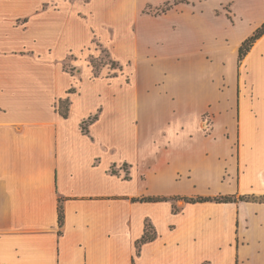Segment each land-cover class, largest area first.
<instances>
[{
    "label": "rangeland",
    "instance_id": "1",
    "mask_svg": "<svg viewBox=\"0 0 264 264\" xmlns=\"http://www.w3.org/2000/svg\"><path fill=\"white\" fill-rule=\"evenodd\" d=\"M165 1L172 0L156 7L149 0H110L93 12L85 8L90 0H0V57L18 56L5 64L0 58V70L17 68L22 73L23 89L31 94L24 99L33 104L39 120L55 119L57 99L69 97L71 110L64 127L70 133H78L83 118L86 127L91 115L103 110L97 130L114 139V161L118 162L114 170L132 177L129 186L115 185L119 191L142 193L145 188L137 185L140 175L152 177L168 169L175 178L186 174L192 169L187 158L197 164L200 175L197 187L185 190L215 192L217 179L207 171L217 166L219 157L232 171L231 178H225L229 181L225 186L232 189L237 185L233 170L240 145V168L245 170L241 188L246 190L241 194L264 196V183L257 175L264 169V42L242 70L237 71L233 50L258 22L259 13H264V0H236L230 24L224 13L214 16L213 12H224L230 8L227 2L234 0H179L182 3L158 16L155 9ZM200 10L204 19L198 25L210 46L200 39L188 46L189 25L170 20L183 16L184 22H190L191 14ZM154 25L158 27H148ZM197 33L191 34L194 41ZM194 65L198 68L190 69ZM143 88L163 102L140 110ZM207 90L216 91L220 110L216 135L210 140L203 130L210 134L214 111L206 108L200 114V102L195 99ZM236 120H241V142H237ZM229 240L182 239L178 264H201L217 255L224 264H232ZM136 241L135 256H139Z\"/></svg>",
    "mask_w": 264,
    "mask_h": 264
},
{
    "label": "crops",
    "instance_id": "2",
    "mask_svg": "<svg viewBox=\"0 0 264 264\" xmlns=\"http://www.w3.org/2000/svg\"><path fill=\"white\" fill-rule=\"evenodd\" d=\"M109 1L90 0L85 8L96 12ZM162 1L149 0V3L156 7ZM184 2L188 3L187 0ZM96 3L99 7H95ZM235 3L236 0L227 2L230 8L218 14L213 12L214 16L224 13L227 22L233 23L231 13L235 11ZM131 8L129 10L133 11ZM203 10L192 13L190 22H184L186 17L183 16L170 20H180L189 25L191 42L188 46L196 44L199 39L201 44L204 40L210 46V42L203 38L204 30L198 25L204 19ZM259 15L258 22L233 47L235 55L240 43L264 21V13ZM148 27L156 28L158 25ZM192 32H198L195 41L191 37ZM263 42L264 34L237 65V71L244 68ZM0 58L5 64V61L18 56L5 54ZM200 63L204 64L203 61ZM194 67L198 68L194 65L190 69ZM237 88L239 93L240 87L236 84V91ZM144 89L138 100L140 110L155 108L163 102V98L151 96ZM215 93V90H207L195 97L200 102V114L206 108L214 111L210 134L203 130V136L208 140L215 138L220 112L215 103L219 97L215 99ZM29 95L30 92L23 89L22 73L17 68L14 71L0 70V264H132V258L134 264H178V260H182L179 246L182 239L225 237L230 238L228 245L232 247V264H264V202L250 201L253 199L201 203L183 200L140 202L130 199L221 196L234 192L237 196L243 195L241 193L246 190L241 188V184L245 170L240 168V145L238 164L233 170L237 175V185L232 189L225 186L229 182H225V178H231L232 171L219 157L217 166L207 171L210 178L217 179V191H186L185 188L190 186L193 189L197 187L200 175L197 164L188 162L186 158L192 167L186 174L175 178L168 169L152 177L146 175L142 178L140 175L137 185L145 190L138 194L126 193L115 189V185L121 182L129 186L132 177L116 173L114 164L118 162L114 161V139L97 130L103 110L98 116L91 115L86 127L82 125L83 118L78 133L73 134L64 127L70 107L66 118L58 112V101L62 98L57 99V105L51 104L55 105V119L39 120L33 112V104L24 99ZM66 98L70 106V99ZM239 109L240 97L236 115ZM236 123L237 142H241V120H236ZM237 167L240 168L238 171ZM257 175L264 183V169ZM152 181L156 183L154 186ZM60 198L63 201L64 225L62 234L58 235L57 205ZM145 223L152 226L156 236L142 244L139 256H135L134 243L143 235ZM217 256L212 261H204L224 264L221 255Z\"/></svg>",
    "mask_w": 264,
    "mask_h": 264
},
{
    "label": "trees",
    "instance_id": "3",
    "mask_svg": "<svg viewBox=\"0 0 264 264\" xmlns=\"http://www.w3.org/2000/svg\"><path fill=\"white\" fill-rule=\"evenodd\" d=\"M178 1L175 0L172 3L166 2L162 7H158L155 9V13L162 14L170 10L173 5L177 4ZM264 34V21L262 24L257 27L249 36H247L238 46L237 48V65L239 66L240 62L244 59V57L248 54L256 40H258ZM92 66L94 69L98 67L93 64V60L91 61ZM238 93V88H237ZM64 104V109H61V105ZM69 101L67 98L59 99L58 101V112L59 114L66 118L69 111ZM115 173V171H114ZM132 201H140V202H157V201H168V200H183L186 203H201L206 201H214V202H234L237 200H249L253 199L254 201L264 202V196L255 197L249 195H239L236 194L232 195H221V196H195V197H186V196H174V197H167V196H146L140 198H130ZM62 199L58 200L57 205V224H58V235L62 234V227L64 225V208L62 204ZM156 234L149 223H145L144 233L136 241V254H140V249L142 244L152 241L155 238ZM132 264H134V258H132Z\"/></svg>",
    "mask_w": 264,
    "mask_h": 264
}]
</instances>
